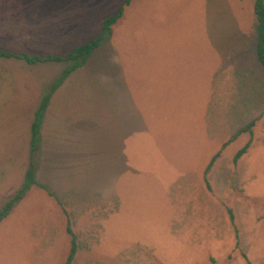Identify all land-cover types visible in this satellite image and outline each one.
<instances>
[{
    "label": "rangeland",
    "instance_id": "obj_1",
    "mask_svg": "<svg viewBox=\"0 0 264 264\" xmlns=\"http://www.w3.org/2000/svg\"><path fill=\"white\" fill-rule=\"evenodd\" d=\"M122 1L0 0V49L62 55L94 38ZM227 1L233 14L239 2L251 10L252 0ZM213 2L135 0L125 8L105 41L126 68L142 129L112 199L66 200L31 186L0 222V264H63L67 220L77 246L70 264H246L240 253L264 264V83L218 79L203 34ZM248 125L251 140L233 163ZM0 173L1 207L22 170L7 163Z\"/></svg>",
    "mask_w": 264,
    "mask_h": 264
},
{
    "label": "crops",
    "instance_id": "obj_2",
    "mask_svg": "<svg viewBox=\"0 0 264 264\" xmlns=\"http://www.w3.org/2000/svg\"><path fill=\"white\" fill-rule=\"evenodd\" d=\"M231 8L227 0H214L204 13L203 34L215 55V74L220 73V80L246 82L245 86L258 78L264 83L256 59L252 1L249 11L240 2L234 14ZM4 22L0 20L1 37L7 31ZM113 48L101 42L81 66L63 78L68 62L27 65L22 60L0 58L15 63L0 64V169L7 163L16 165L22 170V184L29 164L34 112L42 96L57 83L40 120L34 180L61 199H75L74 195L78 199H112L114 179L122 167L126 170L132 138L142 129L131 81ZM0 50L41 58L68 54L40 56ZM3 67H18L19 71Z\"/></svg>",
    "mask_w": 264,
    "mask_h": 264
},
{
    "label": "trees",
    "instance_id": "obj_3",
    "mask_svg": "<svg viewBox=\"0 0 264 264\" xmlns=\"http://www.w3.org/2000/svg\"><path fill=\"white\" fill-rule=\"evenodd\" d=\"M135 0H123L117 7V9L111 14L104 17L100 23V29L95 38L88 41L85 44L79 45L73 48L68 54L64 57L59 56H46L44 58L38 56H29L27 54H14L9 51H2L0 50V58L6 59H17L22 60L27 65H34L37 63H45V62H68L70 63V67L67 68L64 73L63 77H65L69 72L74 70L76 67L82 65V63L89 57V55L95 50L99 44L105 41L110 32L112 26H114L123 16V12L125 8L130 4V2ZM252 15L254 19V29L256 32V43H255V52H256V59L261 66V69L264 72V2L263 0H252ZM57 86L53 84L49 91L42 96L40 104L37 110L34 112L33 120L30 125V150H29V164L24 173L22 184L13 192V194L1 205L0 207V222L9 214L11 209L25 196L28 189L35 185L36 187L44 190L48 196L54 197L43 185L38 184L34 180V160L37 152V144H38V136H39V127H40V120L44 111V108L47 104V100L49 98L50 93L52 90ZM250 126L248 125L245 127L244 130L248 132L249 139L241 147L239 150L235 152L232 157V162L235 163L246 151L249 142L251 140V131ZM227 143H223L221 148H223ZM219 152H216L207 163L204 173H207L210 166L212 165L215 158L218 156ZM205 182V180H204ZM55 198V197H54ZM229 221L232 223V216L229 214ZM65 233L68 236V252L63 264H70L73 256L76 252V243H75V236L70 228V223L67 220L65 224ZM234 236H235V244L234 247L237 248L239 245V241L237 239V234L234 229ZM241 257L245 260L246 264H250L245 255L240 253Z\"/></svg>",
    "mask_w": 264,
    "mask_h": 264
}]
</instances>
